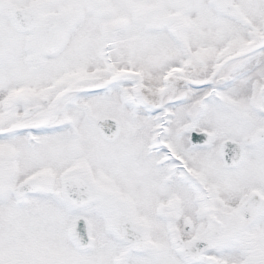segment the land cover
I'll return each mask as SVG.
<instances>
[{
  "label": "snow or ice",
  "instance_id": "1",
  "mask_svg": "<svg viewBox=\"0 0 264 264\" xmlns=\"http://www.w3.org/2000/svg\"><path fill=\"white\" fill-rule=\"evenodd\" d=\"M0 264H264V0H0Z\"/></svg>",
  "mask_w": 264,
  "mask_h": 264
}]
</instances>
